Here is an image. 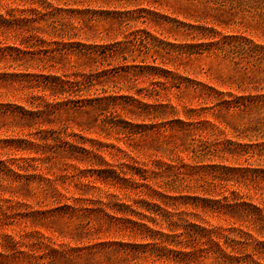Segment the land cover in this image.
<instances>
[{
    "label": "rangeland",
    "instance_id": "rangeland-1",
    "mask_svg": "<svg viewBox=\"0 0 264 264\" xmlns=\"http://www.w3.org/2000/svg\"><path fill=\"white\" fill-rule=\"evenodd\" d=\"M138 2L0 0V264H255L189 225L250 223L231 187L262 206L255 94L178 50L188 2Z\"/></svg>",
    "mask_w": 264,
    "mask_h": 264
},
{
    "label": "trees",
    "instance_id": "trees-1",
    "mask_svg": "<svg viewBox=\"0 0 264 264\" xmlns=\"http://www.w3.org/2000/svg\"><path fill=\"white\" fill-rule=\"evenodd\" d=\"M185 1L193 13L188 23H180L186 42L177 46L178 50L186 55H206L232 66L241 83L248 82L244 90L255 94L236 99L241 100V106L249 104L251 111L260 114L257 124L264 126V0ZM136 2L139 3L138 0ZM225 169L232 173L240 171L238 168ZM244 171L256 175L259 172L251 168ZM256 177L264 180L260 175ZM221 196V200L214 202L220 211L233 212L250 223L236 225L230 222L234 227L219 228L215 238L209 230L194 222L189 223L190 227L203 232L222 261L235 262L244 248L250 257H256L253 263L264 264L258 262L264 261V240L260 239L264 238V201L259 206L245 200L246 194L237 187L224 190ZM220 238L225 240V244L219 241ZM182 247L187 248L186 245ZM200 251L208 252L205 247Z\"/></svg>",
    "mask_w": 264,
    "mask_h": 264
}]
</instances>
